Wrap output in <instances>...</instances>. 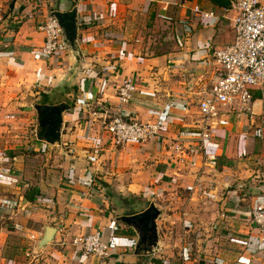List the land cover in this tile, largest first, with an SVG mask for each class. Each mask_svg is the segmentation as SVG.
<instances>
[{
  "label": "crops",
  "instance_id": "obj_1",
  "mask_svg": "<svg viewBox=\"0 0 264 264\" xmlns=\"http://www.w3.org/2000/svg\"><path fill=\"white\" fill-rule=\"evenodd\" d=\"M237 2L0 0V111L23 106L33 96L42 104L71 108L64 115L62 144L39 141L38 147L49 146L46 157L52 158L55 148L63 160L59 172L45 167L41 183L23 156L11 160L0 148V191L10 192V197L0 192L2 264H99L70 244L94 231L112 246L106 264H264L251 216L264 197V168L257 166L264 164V141L254 136L247 118L224 109L202 150L196 142L202 126L213 124L204 120L198 105L214 83L213 48L234 41ZM196 6L214 17L196 13ZM74 8L77 50L45 58L40 25L54 12ZM129 79L137 92L121 105L119 87ZM253 111L264 118L263 99L256 98ZM116 112L160 123L163 144H110L104 122ZM175 143L184 144L183 155L164 147ZM203 157L208 166L199 178ZM196 178L202 192L187 189ZM87 180L91 188L84 186ZM124 191L151 203L161 196L180 209L173 217L163 213L159 218L160 243L151 254H138L137 233L118 221L147 209L121 214L116 195ZM205 205L220 207L208 217H196V208ZM46 227L57 233L39 251ZM34 247L36 256H27Z\"/></svg>",
  "mask_w": 264,
  "mask_h": 264
},
{
  "label": "built area",
  "instance_id": "obj_2",
  "mask_svg": "<svg viewBox=\"0 0 264 264\" xmlns=\"http://www.w3.org/2000/svg\"><path fill=\"white\" fill-rule=\"evenodd\" d=\"M196 13L205 18L214 17V13H202L198 6ZM234 41L223 48H213L216 70L212 88L199 102V111L204 120L213 124H204L200 136L196 139L197 147L202 150L203 143L210 138V131L217 125L219 116L224 109L235 112L249 120L253 134L258 139H264V118H257L253 111L256 98L264 100V0H239L237 2V15L234 19ZM39 30L44 35L41 55L45 58L54 57L67 51L69 45L64 39L63 31L54 17H49ZM135 82L126 80L119 87V101L121 105L128 104L137 92ZM161 124L158 122H142L121 112L106 118L104 132L109 143L115 147H124L134 144H143L150 141L158 145L163 144ZM165 145V144H164ZM171 154H181L186 148L182 143L166 144ZM163 147V148H164ZM188 149V148H187ZM87 188L92 187V181L84 182ZM189 191H202V182L195 179L194 184L187 188ZM252 223L259 230V242L264 248V197L251 211ZM65 235V231L61 230ZM29 239L33 242L38 237L31 234ZM66 240H63L65 244ZM71 246L86 257H93L99 264H106L112 257V246L104 239L101 231L76 236ZM36 256L34 247L27 256Z\"/></svg>",
  "mask_w": 264,
  "mask_h": 264
},
{
  "label": "rangeland",
  "instance_id": "obj_3",
  "mask_svg": "<svg viewBox=\"0 0 264 264\" xmlns=\"http://www.w3.org/2000/svg\"><path fill=\"white\" fill-rule=\"evenodd\" d=\"M33 103L42 104V101L39 96H33L29 99L27 98L26 104L23 106L6 107L3 111H0V148L2 150H5L4 152L7 154V158L11 160L14 157L23 156L21 160H23L25 166H33L32 171L34 172V177H37L38 181L41 183L42 178L45 176V173L43 172L45 170V167L49 164L48 166H53L54 168L52 169H54L55 171L63 170L62 168H60L63 160L59 157L58 154L54 152L55 148L53 150H50L52 158H49L45 155L49 149V146H42L41 148L38 147L40 143L39 141L42 140L38 138L40 137V133H38L39 128L37 124V114L32 106ZM263 141L264 139L260 140V142ZM34 149H36L37 151H35ZM41 150H44V152H41ZM204 158L205 157H203L201 165L200 163H198V173L201 174L199 175V178H202L201 176L205 171L204 167L208 166ZM252 160L254 161V159ZM255 165L256 164H248L247 166L252 167ZM257 166L264 168L263 163L257 164ZM0 175V178H3V175ZM8 180L10 179L8 178ZM193 181L195 182V179ZM224 181L225 179H223V181L220 180V182H222V185ZM194 182L192 183L194 184ZM263 182V178H261V183ZM0 192L5 193V196L10 197V192H4L3 188ZM227 192L228 190H226L225 188L222 192V196L225 197ZM147 199L151 200L153 199V197H148ZM157 199L158 201L154 200L153 203L158 206V209L163 210L162 212L166 217H173V215L176 214V211L180 210L179 207H176L175 209V206L171 205L172 201H170V204L166 203L165 201L163 202V197L161 196L157 197ZM116 200L117 205L121 208L119 209L121 214H132L135 212H139L145 208H148L150 206V203L152 202H146L141 196L131 191L119 192V194L116 195ZM218 207H220V205H218ZM218 207L213 208L210 205H205L204 207L199 206L194 211V214L196 215V217H208V215L214 213L215 210L218 209ZM2 263L3 262L0 261V264Z\"/></svg>",
  "mask_w": 264,
  "mask_h": 264
},
{
  "label": "water",
  "instance_id": "obj_4",
  "mask_svg": "<svg viewBox=\"0 0 264 264\" xmlns=\"http://www.w3.org/2000/svg\"><path fill=\"white\" fill-rule=\"evenodd\" d=\"M52 17H54L60 25L64 39L69 45L68 48L74 51L77 50V8L67 13L56 11L52 14ZM32 106L37 114L38 128H47L54 133L49 137L46 135L45 137L40 136L38 138L44 142L60 146L62 144L61 135L64 126V115L70 111V105L68 103H61L58 105L33 103ZM162 214V210L158 209L155 203H151L145 211L139 214L125 215L118 218V221L131 227L137 233L139 240L137 242L136 251L138 254H151L159 246L160 230L158 227V220ZM56 233V228L46 227L44 236L38 244V250L41 251L44 247L53 242Z\"/></svg>",
  "mask_w": 264,
  "mask_h": 264
},
{
  "label": "flooded vegetation",
  "instance_id": "obj_5",
  "mask_svg": "<svg viewBox=\"0 0 264 264\" xmlns=\"http://www.w3.org/2000/svg\"><path fill=\"white\" fill-rule=\"evenodd\" d=\"M38 131H39L38 133H40L41 137H45L46 135H48V137H49L50 135L54 134L52 131H49V129H47V128L46 129H39Z\"/></svg>",
  "mask_w": 264,
  "mask_h": 264
}]
</instances>
